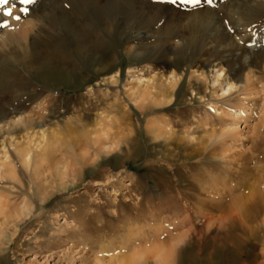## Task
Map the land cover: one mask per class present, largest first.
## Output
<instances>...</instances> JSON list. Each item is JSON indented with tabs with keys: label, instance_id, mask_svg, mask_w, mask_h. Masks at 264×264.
Returning <instances> with one entry per match:
<instances>
[{
	"label": "rangeland",
	"instance_id": "obj_1",
	"mask_svg": "<svg viewBox=\"0 0 264 264\" xmlns=\"http://www.w3.org/2000/svg\"><path fill=\"white\" fill-rule=\"evenodd\" d=\"M238 1L241 5L233 21L225 18L218 33L201 34L189 31L191 8L180 9L172 0H40L30 10L32 32L26 41L0 47V164L9 165L3 166L0 177V201L8 206L6 214L0 215V264H264L263 227L253 239L243 238L239 228L228 225L201 227L195 219L189 222L196 209H189L185 199L193 197V179L203 186L221 181L217 191L213 188L201 199L223 204L232 187L227 166L207 157L212 147L187 160L195 147L185 133L188 127L199 121L201 130L206 122L207 131L219 129L207 110L210 95L199 98L205 95L204 85L189 79L188 66L213 71L223 65L231 81L241 85L247 73L243 62L249 60L264 82V44L245 47L229 29L236 23L250 38L264 36V0ZM215 7L219 17L227 15L224 8ZM0 16V24L10 21ZM5 29L1 27L0 33ZM130 70L140 78L183 74L171 105L163 99L170 90L161 92L149 101L148 115L143 116L124 96ZM111 76L115 83L108 82ZM115 94L119 95L116 101ZM100 112L117 117L105 130L115 138L124 135L119 150L79 169L78 187L55 191L49 187L48 198L40 202L36 185L29 180L31 171L11 145L16 141L27 145L28 129L34 135L43 130L51 140L59 127L80 134L89 130ZM19 116L24 118L16 126H6ZM163 121L170 124L173 138L153 135L152 127ZM193 137L206 139L207 135L201 131ZM174 138L183 140L184 147L177 150ZM51 140L50 162L40 161L39 152L34 157L45 172L54 162ZM249 141L243 140L244 146ZM261 161L263 170L258 172L250 168L251 161L247 163L248 183L256 181L252 186L260 197V205L254 207L259 223L264 220V158ZM23 200L32 210L13 222ZM155 245L158 252L151 250ZM141 251L144 258L142 254V259L128 261Z\"/></svg>",
	"mask_w": 264,
	"mask_h": 264
},
{
	"label": "bare ground",
	"instance_id": "obj_2",
	"mask_svg": "<svg viewBox=\"0 0 264 264\" xmlns=\"http://www.w3.org/2000/svg\"><path fill=\"white\" fill-rule=\"evenodd\" d=\"M39 1L40 0H35V3L30 5H21L19 4V0H10L8 5L0 6V14L3 17H8L10 19L8 23H6L5 21L6 19L5 20L3 19L4 21H2L1 23V24L4 23L7 24L8 27H6L5 31L0 33V47L4 46L8 42L20 43L22 41H26L29 32L30 31L32 32L30 26L31 24H33V21L31 20V18H27L28 15L22 14L20 12V8L26 7L29 10H33L37 6ZM214 1L212 2L211 6L215 7L217 5L215 8L217 7L224 8L225 12H227V15L225 17H219L217 15L218 12L216 11V9L205 4L203 0H201V3L197 5H193V4L181 5L180 3H177V7H179L180 9L185 7L191 8V12L189 13V15L187 14L188 19L191 21V24L188 22L190 24L189 26L190 32L193 33L200 32L201 34L203 33V31L209 30L215 33L217 31L218 33L220 24L225 21V18H228L230 21H233V18L235 17L234 15L237 13L238 6L241 5L240 4L241 2H239L238 0H214ZM12 5H15V7L12 8L13 16L19 15L21 17L19 21L13 19L12 16L4 15L5 10L8 7H12ZM172 15H174V13ZM172 27L174 26H171V28ZM229 29L232 33V36L233 35L234 37L236 36V38H238L241 44L245 47L247 46L250 47V45L257 46L258 44H264V36L261 37L256 36L255 38L252 37L250 38V35L241 27H239V25L236 23L230 24ZM163 32L160 31V33ZM163 35L164 34H162L161 36ZM149 37H151L149 34H143V38H149ZM243 65L247 67V73L245 75L244 83L241 85L231 81L230 75L227 73L223 65H220L219 68H216L213 71L210 70L206 71L205 69H195L190 65L188 66L190 70L189 79H194L198 84L200 83L204 85L205 95L202 94L203 96H200L199 98L200 99L205 98V96L207 95L206 93H209L210 95L209 98L210 102L208 103L209 106L207 110L208 112L211 111V114L213 113V118L214 120H216L219 129L218 130L210 129L207 131L209 123L206 122L204 123L205 127L203 128V130H201V127L199 126L201 123L199 121H197L196 126L194 124V126L188 127L187 129L188 131H185V133L187 134L188 138H190L189 143L190 142L194 143L195 147L194 148L192 147L190 152L187 154V160L195 159L198 156L207 153L209 146L212 147V150L210 148L211 152L208 153L207 157L209 156L215 159L216 158L220 159L221 162L227 166V168H225L227 169V180L230 181L232 187L228 195L229 200L227 204H223L221 200L209 201L204 198L201 199V197H206V194L209 191H212L213 188L216 190L217 187L220 186L221 181L213 180L212 186L211 185L203 186V185H198L197 184L198 181H195V179L193 180L190 179L192 180L190 183V187H192L191 190L193 191L192 192L193 197L187 198L186 196L185 199L187 200L186 205L187 207H189V209L191 210L193 208L196 209V213L194 214V216L191 214L189 215L188 218L189 222H192L195 219L201 223L200 225L201 227H204V225L208 226L210 224L212 225L218 224L221 225L220 227H223L224 225L225 226L228 225L231 229L239 228L240 230L239 232L241 233L243 238L245 237V239L247 238L253 239V238H257L258 233H260L258 232V229H261V227H263V230H261V232L264 233V220H262L259 223L256 213L254 212L257 210L254 207L260 205V201H259L260 197L256 195L257 194V190H255L256 187L253 188L252 186L256 184L254 183L256 181H254V179L250 180L253 181L252 185L248 183V178L250 176L251 170L247 167V163L251 161L253 166H250V168L252 167L253 172L254 170L258 172L260 168H262L261 170H263V167H260L261 164L260 162H262L261 160H263L264 158L263 156L264 143L262 142V137H264V82L259 77L256 76V70L253 68L254 66H252L251 61L245 60L243 62ZM133 73L134 71L131 70L128 72L129 77L127 79V83L129 85H127V89L125 90L124 96L126 97L127 100L135 104V106L142 112L143 116L148 115L147 110L149 108V105L151 104V102L149 101L157 98V96L160 95L161 92L167 90H170L169 91L170 95H168V97L164 95L166 98L164 97L163 99L165 100L164 101L165 105L170 106L173 101L172 100L173 91L175 90V87L177 86L179 80L181 79V76H183V74L176 75V74H172L173 73L172 72L170 73V75L162 76L160 78L159 77L140 78L134 76ZM108 82L115 83L116 82L115 77L113 76L109 77ZM234 94H236V96L234 97L235 101L233 102L231 96ZM195 95L198 96L199 94L195 93ZM229 97L230 99L227 100L226 98ZM118 98L119 95L115 94L114 100L116 101L118 100ZM221 101L223 102L221 103ZM145 103L146 104L148 103L147 104L148 106H145ZM23 118H24L23 116H19V118L16 121H12V123L6 126L13 128L20 121H22ZM113 119L117 120V117L113 115L111 116V114L106 112H100L95 119V123L91 127H89V130L84 129V131H82L80 129L81 130L80 134L77 133L75 130H69L67 127L66 128L68 130L60 127L56 129V132H54V136L52 137L54 139V162L52 168H49L48 172L41 170L42 162L40 163L39 161L36 162L35 160L36 158H34L36 157V155H38L39 152L40 157L39 155L37 157L42 158L40 161L43 162H45V160L47 162L49 161L47 156L49 153L48 144L50 143L49 141L51 140L49 138H51V136L49 137L45 133V131L39 130L38 133L34 135L35 133L31 134L32 129H28L26 131V139L27 140L29 139L27 145L25 144L21 145L19 141H16L14 144L11 145V149L18 156V158L22 162V165L28 171H31L28 172L30 175L29 180L32 179L33 184L36 185V188L39 192V193L37 192L39 194V198L37 194V199H39L40 202H43L46 198H48L46 197L45 190H47V188L49 187L51 188V191L52 190L55 191V189L67 190L69 187L71 188L78 187L81 183V177H82L79 176L80 178H78V174L80 175V171L78 172L79 169L82 170L83 167L84 168L86 167V165L94 164L97 161V159L103 155L107 156L115 152L116 150H119V146H120L119 142H121L120 138L123 134L122 135L120 134L121 135L120 138L118 137L115 138L114 136H112V134H110L109 132H107V130H105L106 126L109 127L110 125L109 123H111L112 125V123L114 122ZM251 121H254V123L252 124ZM169 125H170L169 123L167 122L165 123L164 121L161 122L160 125L157 126L154 125L152 127L154 133L153 135L161 136L160 135L161 133L162 135L167 134L170 137L169 139H171L173 133ZM201 131H203V133L207 135L206 139L193 137L194 133ZM117 135L119 136L118 133ZM123 136L122 138H124ZM249 138H250L249 146L246 147L243 144V140L247 141ZM53 139L51 140L52 142ZM174 143H175L174 146L175 148H177V150L179 148H183L185 145L183 140L176 141L175 139ZM237 144H240L239 147H237L238 146ZM52 157L51 159H53ZM6 159H8L7 156ZM206 159L208 160V158ZM3 166H5V163L0 164V177H2V169L4 168ZM6 166L8 167L9 165ZM77 166H79V168H77ZM10 172L11 175L14 176L11 170ZM253 176L255 178V175ZM199 205L200 206L202 205L205 208L202 207L200 210H197ZM7 207H8L7 205L3 204L0 201V215L5 213ZM31 210H32V206L27 201L23 200L15 211L16 213L12 218L13 222H15L14 220H17L21 217L28 216L27 214H29ZM214 211L216 212V214ZM11 214H8V217L10 216L9 218H11L12 216ZM177 224H175L174 226H177ZM160 245L158 243L157 248L160 247ZM152 248L153 249L151 250L153 251L156 250V252H158L156 245L155 247ZM161 248L159 249L161 250ZM142 252L144 253V251L136 252L134 255L128 258V261L131 262L132 259H136V260L138 258L140 259L144 255ZM145 256L146 255H144L143 258Z\"/></svg>",
	"mask_w": 264,
	"mask_h": 264
},
{
	"label": "snow or ice",
	"instance_id": "obj_3",
	"mask_svg": "<svg viewBox=\"0 0 264 264\" xmlns=\"http://www.w3.org/2000/svg\"><path fill=\"white\" fill-rule=\"evenodd\" d=\"M10 2V0H0V6H5L8 5ZM173 3H180L181 5L183 4H193V5H197L199 3H201V0H172ZM203 2L207 5H212L213 0H203ZM35 3V0H19V4L21 5H30ZM15 5H12V7H8L5 12L4 15L6 16H12L13 19L19 21L21 19V17L19 15H15L13 16V11L12 8H14ZM29 9L26 7H21L20 8V12L24 15L29 14ZM0 27L6 28L8 27L7 24H0Z\"/></svg>",
	"mask_w": 264,
	"mask_h": 264
}]
</instances>
